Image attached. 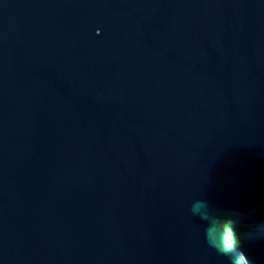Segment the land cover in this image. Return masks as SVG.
I'll return each mask as SVG.
<instances>
[{
	"label": "water",
	"instance_id": "1",
	"mask_svg": "<svg viewBox=\"0 0 264 264\" xmlns=\"http://www.w3.org/2000/svg\"><path fill=\"white\" fill-rule=\"evenodd\" d=\"M225 223L264 228V0H0V264H247Z\"/></svg>",
	"mask_w": 264,
	"mask_h": 264
},
{
	"label": "trees",
	"instance_id": "2",
	"mask_svg": "<svg viewBox=\"0 0 264 264\" xmlns=\"http://www.w3.org/2000/svg\"><path fill=\"white\" fill-rule=\"evenodd\" d=\"M222 228L232 245L244 255L247 264H264V228L255 232L228 223Z\"/></svg>",
	"mask_w": 264,
	"mask_h": 264
},
{
	"label": "clouds",
	"instance_id": "3",
	"mask_svg": "<svg viewBox=\"0 0 264 264\" xmlns=\"http://www.w3.org/2000/svg\"><path fill=\"white\" fill-rule=\"evenodd\" d=\"M199 207H200V205L199 204H197V205H194L193 206V213H196L198 210H199Z\"/></svg>",
	"mask_w": 264,
	"mask_h": 264
}]
</instances>
